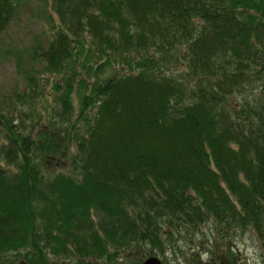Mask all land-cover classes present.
<instances>
[{
    "label": "trees",
    "instance_id": "1",
    "mask_svg": "<svg viewBox=\"0 0 264 264\" xmlns=\"http://www.w3.org/2000/svg\"><path fill=\"white\" fill-rule=\"evenodd\" d=\"M20 2L0 0V48ZM53 3L61 25L38 55L44 71L63 73L72 38L88 45L85 27L99 68L128 70L77 88L54 83L53 117L65 125L53 142L17 134L16 153L1 150L18 170L0 167V264H12L9 254L51 264L49 255L95 258L132 244L174 254L203 225L250 229L264 256V0ZM171 60L180 71L167 69ZM68 156L75 176L41 172V159Z\"/></svg>",
    "mask_w": 264,
    "mask_h": 264
},
{
    "label": "rangeland",
    "instance_id": "2",
    "mask_svg": "<svg viewBox=\"0 0 264 264\" xmlns=\"http://www.w3.org/2000/svg\"><path fill=\"white\" fill-rule=\"evenodd\" d=\"M60 25V18L55 11L53 0H21L20 5L16 7L14 19L1 37L0 167L8 174L18 170L14 163L16 159L12 161L14 164L9 163L5 160V153L1 152L9 148V151L13 150L16 153L11 138L16 139L18 134L22 138H29L34 143L44 137L53 142V133L59 134L61 131L59 127L65 125L59 118L53 117L58 96L53 91L54 83L63 78L65 81L70 79L69 83L72 87L77 88V86L81 87V81L93 82L95 78L103 81L128 70L126 67L115 66L114 62L111 64L113 66L106 65L100 69L99 66L104 62L99 55L100 47L97 41L91 39L85 27L82 39L91 47L76 46L77 38H72L74 40L71 42V56L63 68V73L53 74L44 71L38 55L46 49ZM63 29L66 27L63 26ZM33 48L38 49L37 56L31 54ZM167 69L180 71L181 67L179 68V65L171 60ZM76 95V91L71 93L72 114L66 120L68 124L74 122L79 111ZM93 109L94 107H91L90 111ZM94 111L90 113L93 114ZM82 126L83 121L76 123L75 131L80 133ZM65 130L64 134L68 133L66 139L69 143L74 142L75 134L72 129L65 127ZM22 145L23 141L19 140L21 148ZM33 146L25 144L24 149L32 150ZM74 148L72 145L68 149L74 151ZM71 151L67 150L69 156L72 155ZM69 156L59 158L57 161L41 159L39 162L45 165L41 167V172L48 178L60 173L75 176ZM195 233L194 239L187 235L179 238L177 247H173L174 254L166 248L162 255H158L160 260L164 258L163 264H264V256L258 247L259 243L250 229L240 228L237 233L228 234L227 232V235H223L217 231L213 232L211 225H203ZM198 241L203 243L199 245ZM212 250L215 256L213 260H210L209 254ZM151 251L149 246L132 244L125 247H111L109 252L95 258L49 255L48 260L51 264H139L148 253H152ZM12 255H8L12 258V264H24L22 258H13ZM111 255L115 259L109 260Z\"/></svg>",
    "mask_w": 264,
    "mask_h": 264
},
{
    "label": "water",
    "instance_id": "3",
    "mask_svg": "<svg viewBox=\"0 0 264 264\" xmlns=\"http://www.w3.org/2000/svg\"><path fill=\"white\" fill-rule=\"evenodd\" d=\"M142 264H161V262L155 257H149Z\"/></svg>",
    "mask_w": 264,
    "mask_h": 264
},
{
    "label": "flooded vegetation",
    "instance_id": "4",
    "mask_svg": "<svg viewBox=\"0 0 264 264\" xmlns=\"http://www.w3.org/2000/svg\"><path fill=\"white\" fill-rule=\"evenodd\" d=\"M136 253V252H135ZM136 257V256H135ZM146 258V257H145ZM141 262V261H140Z\"/></svg>",
    "mask_w": 264,
    "mask_h": 264
}]
</instances>
